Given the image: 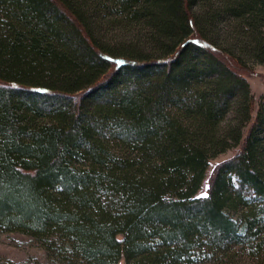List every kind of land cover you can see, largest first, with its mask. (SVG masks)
Instances as JSON below:
<instances>
[{"label": "trees", "instance_id": "16d2710c", "mask_svg": "<svg viewBox=\"0 0 264 264\" xmlns=\"http://www.w3.org/2000/svg\"><path fill=\"white\" fill-rule=\"evenodd\" d=\"M257 64L264 0H0V231L56 264H264Z\"/></svg>", "mask_w": 264, "mask_h": 264}, {"label": "rangeland", "instance_id": "374dc122", "mask_svg": "<svg viewBox=\"0 0 264 264\" xmlns=\"http://www.w3.org/2000/svg\"><path fill=\"white\" fill-rule=\"evenodd\" d=\"M113 33V32H111ZM119 42L122 38L120 34L113 33L109 39L115 38ZM115 42V43H116ZM254 71L247 74V79L251 84L252 92L258 100L264 94V65H253ZM238 152V148L231 149L226 153L210 161V166L206 173L199 195H206L209 184L214 176L216 168L223 162L233 158ZM56 264L50 259L44 249H42L31 237L22 233H4L0 231V264Z\"/></svg>", "mask_w": 264, "mask_h": 264}]
</instances>
